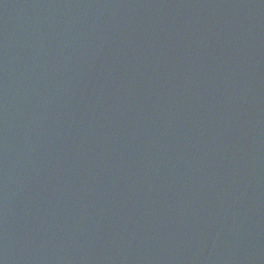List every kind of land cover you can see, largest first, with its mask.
Wrapping results in <instances>:
<instances>
[{
    "label": "water",
    "instance_id": "water-1",
    "mask_svg": "<svg viewBox=\"0 0 264 264\" xmlns=\"http://www.w3.org/2000/svg\"><path fill=\"white\" fill-rule=\"evenodd\" d=\"M0 264H264V0H0Z\"/></svg>",
    "mask_w": 264,
    "mask_h": 264
}]
</instances>
